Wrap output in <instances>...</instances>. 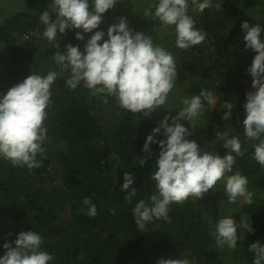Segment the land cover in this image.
Returning a JSON list of instances; mask_svg holds the SVG:
<instances>
[{
    "label": "trees",
    "instance_id": "obj_1",
    "mask_svg": "<svg viewBox=\"0 0 264 264\" xmlns=\"http://www.w3.org/2000/svg\"><path fill=\"white\" fill-rule=\"evenodd\" d=\"M134 1L127 0L123 15L139 19L146 30L151 27L157 33L160 28L163 31L156 18L144 15V9L153 0H142V6L136 9ZM17 2V9L9 10L5 8L7 0H0V42L6 50L0 65L6 70L4 78L11 87L31 73L46 75L49 70L59 71L53 62L56 49L42 37L43 26L38 19L51 0ZM218 3L221 9L215 7ZM212 4L202 13L193 12L189 0L188 14L195 20V27L207 33L205 41L181 50L175 46L172 26L170 46L177 56L176 81H196L198 94L202 84L210 82L218 96L202 125L204 141L212 145L207 150L221 157L226 154L223 141L217 139L215 132L238 134L241 140L244 155L236 157L233 172L239 171L248 178L253 203L238 199L241 203L236 202L239 205L230 216L236 221L240 216L250 218L253 231L238 228L237 246L245 264H252L254 253L248 250L249 245L256 241L264 244V168L252 158L251 145L255 142L246 139L242 128L245 94L254 91L246 87H251L247 69L255 53L245 48L241 23L260 24L264 37V9H259L264 4L251 0H212ZM112 11L103 14L102 21L109 20ZM104 27L102 22L97 30L104 31ZM78 31L66 30L63 36L58 33L61 51L65 44L79 45L83 50L92 33L83 34L84 40L80 41L75 39ZM67 78L68 73L58 77L51 88V104L44 121L48 129L45 151L36 158L41 166L29 170L0 158V257L4 255V243H13L20 232L31 230L43 237L41 249L53 255L49 264H156L161 258L183 257L192 264H225L211 234L212 228L197 210L198 200L189 198L183 204H170V222L154 219L143 231L134 222L132 208L141 199L149 203L155 192L150 175L156 170L158 142L165 139L163 130L154 137L157 143L150 144V154L142 149L146 137L163 119V113L159 109L148 117L130 113L114 97H107L104 103L105 97L90 95L82 84L75 90L68 88ZM2 93L6 91L2 89ZM172 97L170 94L168 102L174 100L170 105L176 116L182 105ZM225 101L235 104L230 120L221 119L226 111ZM182 125L190 127L186 122ZM191 137L194 136L188 139ZM194 141L200 143L197 138ZM145 156L148 159L140 166L139 159ZM125 172L134 176L129 191L131 187L138 189L131 204L124 200L127 193L120 187ZM217 187L212 225L219 219V199L224 200ZM84 197H90L96 205L95 217L86 214ZM227 209L230 211V206ZM145 231L158 233L159 239L152 247L143 246Z\"/></svg>",
    "mask_w": 264,
    "mask_h": 264
},
{
    "label": "clouds",
    "instance_id": "obj_2",
    "mask_svg": "<svg viewBox=\"0 0 264 264\" xmlns=\"http://www.w3.org/2000/svg\"><path fill=\"white\" fill-rule=\"evenodd\" d=\"M120 0H51L48 9L38 17L43 26L41 35L49 45L56 49L53 62L59 71L49 70L46 75L31 73L21 82L10 87L0 97V158L14 166L39 168L36 159L44 153L47 139V127L44 121L51 104V88L58 77L68 73L65 83L75 90L79 85L88 89L95 97H114L122 109L130 113H139L148 117L151 113L167 104L170 93L174 92L178 77L177 62L173 54L151 36L129 27L124 16L116 18L106 31L97 30L102 23L103 14L112 10ZM192 11L202 13L213 6L212 0H191ZM221 9V3L215 5ZM50 9V10H49ZM189 0H153L144 9V15L156 18L162 30L174 26L175 46L187 50L203 43L207 33L195 27V20L189 14ZM55 17V19H52ZM79 29L75 39L83 41L84 35L92 33L84 44H65L61 51L58 33L63 36L66 30ZM241 32L246 49L255 55L247 71L251 76V88L246 92L243 105L244 136L254 141L252 158L264 168V37L260 24L241 23ZM205 102L209 106L216 103V96L211 90L202 88L198 95L184 97L181 109L176 116L166 115L152 130L143 145L142 151L150 154V144L161 134L165 139L158 142L159 154L155 162V171L150 180L155 182V192L149 203L141 199L132 208L134 222L141 231L154 219L170 222L169 205L183 204L189 198L195 201L203 198L209 190H215L222 182L228 203H236L242 198L244 203L252 204L254 193L249 190V180L241 172H233L236 157H243L239 135L228 131L215 132L218 140L223 141L226 154L222 157L214 151L201 148L194 140L188 139L193 134L180 121L186 120L194 130L195 121L204 115ZM222 120H230L233 102L225 101ZM192 121L193 123H189ZM212 145L210 144L209 147ZM148 159H139L140 166ZM78 178V177H77ZM132 172H125L121 191L126 192L124 200L132 203L138 189L133 185ZM82 204L87 206L89 217L97 215V208L90 197H84ZM115 214V210H113ZM252 232L248 216H240L236 221L225 215L215 223L211 233L217 248H237L240 235L237 229ZM14 245L6 242V250L0 257V264H49L53 255L41 249L43 237L34 231H22ZM254 253L252 264H264V244L259 241L249 245ZM156 264H192L187 258L158 259Z\"/></svg>",
    "mask_w": 264,
    "mask_h": 264
},
{
    "label": "rangeland",
    "instance_id": "obj_3",
    "mask_svg": "<svg viewBox=\"0 0 264 264\" xmlns=\"http://www.w3.org/2000/svg\"><path fill=\"white\" fill-rule=\"evenodd\" d=\"M18 0H7V3L5 4V8H9V10L12 9H17L16 4H18L17 2ZM257 1H262L264 4V0H251V2H257ZM142 0H135L133 2V9L136 8H140V5L142 6ZM127 5V0H120L119 3L116 4V6L113 8L112 14L109 16L110 19L106 21V19H104L105 21H102L103 23H105V30H107L108 26L113 24L114 22H116V18L120 17V16H124L123 15V11H124V7ZM12 8V9H11ZM260 11H263L264 7H260L259 8ZM8 10V9H7ZM129 22V27H131L132 29H134L135 31H139L144 33L145 35L148 34V36H151L153 38L154 43H158L161 46L165 47L166 49H168L173 56L175 57V59H177L176 53L175 51L172 50V47L170 46V40H171V30H169V28L167 29H163V31H161V28L159 29V33L155 32L151 27L146 30L145 28H143L140 24V20L137 19V21L134 20V17L131 15L130 18L128 19ZM3 46V42H0V60H3L4 58V54L6 53L5 48L2 47ZM177 52H179V50H177ZM5 69H2V66L0 65V97L3 96L2 93V89L5 90L7 92V90L11 87L9 86L8 83V79H5ZM196 81H190V80H183V81H175V89L173 93H170L173 97L172 98H176L177 100H179L181 102L182 98L184 97H190L192 95H198V90L195 91V89L197 88L195 85ZM197 84V83H196ZM208 89L211 90L213 92V94L216 96V103L218 101V96L215 94L214 92V88L213 85L207 82L203 83L200 89ZM247 90H250L251 87L247 86L246 87ZM194 91V92H193ZM174 100L167 102V104L164 106L165 108L161 107L159 108V111L163 113V117L166 115H171L174 116V109L172 108V105H170V103H172ZM215 103V105H216ZM214 105V107H215ZM213 106H209L207 105V103L205 102V112L204 115H201L196 121V128L193 131L192 136L190 140H194V138H197L200 140L199 146L201 148H211L209 147L210 144H208V142L204 141V134H205V127L202 128L203 123H204V118L205 116H209L214 108ZM188 124V122L186 120H182L180 121L181 124ZM189 123H193L192 121H189ZM190 126V125H189ZM191 128V127H189ZM219 191L221 192L222 198H224V200L222 201L221 199H219V211L217 213V215L219 216V219L221 218V216H225V215H229L231 214L232 210H234L238 205H236V203H228L227 201V197L224 194L223 191V184L222 182H218V187ZM215 198L214 195V190H209L208 193H206L203 198L198 199V201H200L199 205H198V212L200 214V217L202 218L203 221H205L207 223L208 226H210L212 228V230H214V225H212V221H213V210H212V205L214 204L213 199ZM240 201H238L239 203ZM241 203V202H240ZM227 206H230L231 210L229 211L227 209ZM218 219V220H219ZM213 232V231H212ZM158 233L153 231V232H149V231H145L144 232V242H143V246L149 248L152 247L153 245H155L157 243L158 240ZM10 244H12V246H15L14 243L8 242ZM241 245V243L239 244V246ZM239 248L237 246L236 249L232 250L229 249L227 246H225L223 249H220L218 251H222V254L220 255L223 258V261L225 264H245V262L242 260L241 256L239 255ZM5 249H3L2 253H5ZM137 264V263H136Z\"/></svg>",
    "mask_w": 264,
    "mask_h": 264
}]
</instances>
